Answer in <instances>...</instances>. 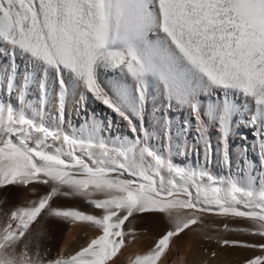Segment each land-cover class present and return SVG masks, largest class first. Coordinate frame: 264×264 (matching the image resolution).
Instances as JSON below:
<instances>
[{
    "label": "snow or ice",
    "instance_id": "obj_1",
    "mask_svg": "<svg viewBox=\"0 0 264 264\" xmlns=\"http://www.w3.org/2000/svg\"><path fill=\"white\" fill-rule=\"evenodd\" d=\"M3 95L19 107L0 101V189L37 198L0 208V264H115L136 236L126 222L140 214L166 227L128 264H167L203 214L243 222L217 230L259 243H218L257 253L243 264H264V0H0ZM89 101L130 136L103 138ZM149 103L160 147L150 143ZM69 104L85 122L66 130ZM173 108L187 113L175 133ZM174 146L203 165L174 163ZM52 225L93 234L53 254Z\"/></svg>",
    "mask_w": 264,
    "mask_h": 264
},
{
    "label": "bare ground",
    "instance_id": "obj_2",
    "mask_svg": "<svg viewBox=\"0 0 264 264\" xmlns=\"http://www.w3.org/2000/svg\"><path fill=\"white\" fill-rule=\"evenodd\" d=\"M112 73H102L101 79L107 82L112 78ZM31 99V98H30ZM0 101L4 103H11L16 107L19 104L15 96L9 98L7 95L0 96ZM88 119L91 120L93 115L97 121L103 120L104 124L101 127L100 134L105 139L119 138L121 136H130L127 127L124 123H113L109 128L107 127L109 115L108 111L101 104L93 103L89 101L88 108L86 109ZM187 113H181L176 108L171 110L173 121V132L179 126V122L184 120ZM48 115H54L51 108L48 110ZM159 114L155 117L152 115V106L149 103L148 116L146 117V125L149 133L152 136L151 144L160 147L161 138L157 135ZM71 122L72 127L79 128L84 124V114L77 116L73 111L72 105L69 104L66 113V123L64 128L68 130V122ZM240 135H248V130L241 129ZM131 138V137H130ZM189 143H191L192 137L189 136ZM215 140V137H213ZM237 143H239V136L236 137ZM249 143L252 142L249 136ZM174 163L185 167H196L203 165L202 157H198L191 151L187 155H184L176 150L174 146L171 152L168 153ZM208 169L216 176H226L227 171L221 169L215 162L208 165ZM260 175V173H257ZM44 187L41 186L38 192L43 193ZM36 196L31 195L30 192L23 188L11 187L6 189H0V208L8 209L15 205L26 203L28 200L36 199ZM58 204H71L73 206H79L83 210H88V207L80 201H69L61 198L57 200ZM131 219V218H130ZM228 222L230 225L242 224L243 222L231 220H225L223 217H219L213 214H203V224L193 226L194 231H187L186 234L181 235L180 239L173 245L172 251L167 254V264H243L244 260L251 257L254 254L252 250L244 249L242 247H222L218 243V239H232L243 241L260 242L257 238L249 235L229 233L224 231L214 230V225L221 226L220 223ZM220 224V225H219ZM207 226V227H206ZM236 226V225H235ZM55 231L52 233L53 239L50 241H44L45 245L50 247L52 253L55 254L60 248L67 245L66 253L77 248L80 244L84 243L93 233L88 231L87 236L85 231L80 227L75 226L71 229L67 225H52ZM126 227L131 228L135 233V239L128 243L123 249L122 254L118 255L115 259V264H128V260L135 254L142 253L152 244L155 238L161 234L166 227V222L160 216L151 214H140L135 219H132L131 223L126 222ZM222 228V227H220ZM207 237H213L209 239ZM218 238V239H217ZM215 253V255H213Z\"/></svg>",
    "mask_w": 264,
    "mask_h": 264
},
{
    "label": "rangeland",
    "instance_id": "obj_3",
    "mask_svg": "<svg viewBox=\"0 0 264 264\" xmlns=\"http://www.w3.org/2000/svg\"><path fill=\"white\" fill-rule=\"evenodd\" d=\"M220 224H222V225H223V223H220ZM220 224H219V225H220ZM222 225H221V226H219V227H222ZM235 225H236V226H246L244 223H242V224H239V225H238V224H236V223H234L232 226H235ZM217 228H218V225H214L213 229H214V230H217ZM241 241H243V240H241ZM247 242L258 243L256 240H254V241H253V240H252V241H250V240H249V241H247Z\"/></svg>",
    "mask_w": 264,
    "mask_h": 264
}]
</instances>
